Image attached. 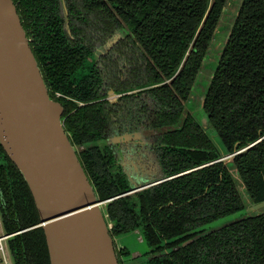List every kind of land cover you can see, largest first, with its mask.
<instances>
[{
  "label": "trees",
  "instance_id": "16d2710c",
  "mask_svg": "<svg viewBox=\"0 0 264 264\" xmlns=\"http://www.w3.org/2000/svg\"><path fill=\"white\" fill-rule=\"evenodd\" d=\"M114 1L117 7H110L101 0L98 4L96 0H85L86 3L82 0L87 9L99 11L104 17L109 16L118 22L116 27L124 26L126 31L132 33L137 47L150 63L149 86H154L150 92L159 105L157 116L160 124L169 126L177 124L228 0ZM75 7L74 12L80 13ZM17 9L21 14L24 28L30 26L34 19L39 22L36 24L38 28L47 27L38 16L39 12L32 11L31 0H20ZM47 13L44 12L42 16ZM58 25L57 23V35L60 30ZM44 34L42 32L38 34V37L45 41L42 40L43 50L37 46V53L50 56L49 60L59 59L62 48L56 45L48 48L50 45H45L52 41L50 39L57 38L49 37L45 32ZM74 67L68 68L57 61V69L62 75L61 81L68 78ZM51 68L46 66L49 72ZM161 83L163 84L156 87ZM61 84L63 83H55L52 88L57 89ZM66 96L79 102H88L79 106L70 100L60 101L65 109L64 115L68 114L64 120V129L70 135L71 142L77 146L95 143L104 118L99 105L89 103L93 97L85 95L77 97L75 92L73 94L68 92ZM202 109L207 116L208 127L216 131L228 154L244 149L263 137L235 155L230 162L249 199L254 203L263 202L264 0H242L205 92ZM162 137L169 145L178 146L165 155L172 163L169 164L170 171L187 172L196 165L194 159L197 160L199 167L222 157L203 127L190 115L179 129L168 131ZM97 147L95 145L78 153L79 159L83 155H89L88 164L95 172V166L106 157L104 150L98 151ZM100 170L102 167L98 171ZM220 174H223L221 182L223 190L213 198L220 203L227 202L230 208L223 212L226 213L225 216L220 217L223 213H216L212 217L213 221H201L205 222L203 223L205 225L241 210L244 205L240 194L230 174L222 167V162L184 174L199 176L201 180L212 182L219 181ZM196 181L198 180H192ZM173 182L176 181L167 183L169 190H172L170 187L174 188ZM91 183L100 199L116 197L107 206L108 220L112 227L116 226L112 214L114 210H119V207L126 208L123 201L119 202L118 196L127 190L115 195L109 189L100 186L97 180ZM190 185L191 183H187L186 188ZM24 187L25 191L21 194V187L12 189L4 174L0 178V219L8 233L39 223L31 193L26 185ZM185 223L186 220L181 221L183 227ZM196 232L197 235L191 244L176 254L182 257L186 264L190 261L204 264H239L241 262L239 256L242 254L236 250L239 245L244 244L247 245L244 264H264V212L215 231L206 233L204 229H200ZM226 239H229L231 244H228ZM8 247L15 264H49L45 237L40 227L10 240ZM34 250L38 251L37 255L35 253L31 261L27 260L28 254L31 251L34 253Z\"/></svg>",
  "mask_w": 264,
  "mask_h": 264
},
{
  "label": "flooded vegetation",
  "instance_id": "af4514ba",
  "mask_svg": "<svg viewBox=\"0 0 264 264\" xmlns=\"http://www.w3.org/2000/svg\"><path fill=\"white\" fill-rule=\"evenodd\" d=\"M96 1L98 4L99 0ZM101 1H105L110 7H117L114 0ZM14 3L17 9L20 0ZM74 4L80 13L74 12ZM31 5L32 11L39 12L38 16L47 27L38 28L36 24L39 22L35 19L31 21L30 26L22 27L30 41L49 96L60 104L62 99H66L79 106L88 102H79L68 97L66 96L68 92L71 94L75 92L77 97L82 95L93 97L89 103L98 104L104 117L95 145L98 146V151L104 150L106 157L102 156L104 160L95 166L96 172L93 168L90 169L89 155H83L80 159L91 182L97 180L100 186L109 189L115 195L127 190L118 196L119 202L123 201L126 208L119 207V210L113 211L112 219L116 221V226H111L110 229L118 263L126 264L125 258L130 257V264H186L183 258L176 254L191 244L197 235L196 231L205 226L203 224L205 222L201 221L211 222L216 213L221 214L230 207L227 202L220 203L213 198L223 190L221 186L223 174H220L217 182L184 174L219 161L197 167L198 162L194 159L196 165L189 168L191 170L170 171L169 164L172 163L165 155L178 146L164 142L162 136L168 131L159 132L169 125L160 124L157 116L159 105L150 92L154 86H149L151 82L148 79L150 70L148 59L137 47L131 32L127 30L122 37H119L120 34L116 37L119 31L126 30L124 26L116 27L118 23L116 20L109 16L104 17L99 11L87 9L82 0H31ZM44 12L48 13L42 16ZM18 15L21 20V14ZM57 23L60 37L57 35ZM40 32L57 38L50 39L52 41L45 45H50L48 48L55 45L61 47L62 54L59 59L49 60L50 56L37 53V46L43 50L41 46H44L42 44L45 41L38 37ZM109 38L115 41L106 48ZM58 60L68 68L75 66L68 78L63 81L57 69ZM46 66L52 67L51 72L46 70ZM55 83L63 84L53 89ZM183 109L184 105L177 121L181 120L182 124L189 116L182 117ZM64 111L63 107L62 117L66 120L68 114L65 116ZM218 153L222 156L220 152ZM98 167H102L100 172ZM222 167L230 174L240 194L238 181L230 171L231 169L235 171L232 163L222 162ZM182 171L185 172L180 173ZM3 174L12 189L21 187V194L24 193L26 183L20 171L0 146V178ZM157 179L160 182H156L157 184L152 187L130 192L131 185L137 186ZM193 179L198 181L192 182ZM171 181L176 182H173L174 188L170 187L172 190H169L167 183ZM187 183H191L189 188H186ZM142 191L144 192L140 193ZM240 197L244 205L241 194ZM243 209L244 207L241 210ZM224 214L226 213L220 217L225 216ZM185 220L183 227L181 221ZM131 232L139 234L138 240L149 247L147 252L132 254L120 240H116L117 237ZM226 242L231 244L229 239H226ZM246 247L245 244L239 245L236 250L242 254L239 256L241 259L239 264L245 262ZM37 253V250H34V253L31 251L26 257L27 260L31 261L32 255ZM144 255L147 257L146 262H136ZM188 264L204 262L190 261Z\"/></svg>",
  "mask_w": 264,
  "mask_h": 264
},
{
  "label": "water",
  "instance_id": "95a60500",
  "mask_svg": "<svg viewBox=\"0 0 264 264\" xmlns=\"http://www.w3.org/2000/svg\"><path fill=\"white\" fill-rule=\"evenodd\" d=\"M62 114V105L48 94L14 1L0 0V146L20 171L39 217L37 225L13 233L2 226L1 238L12 264L9 241L37 227L45 237L49 264H119L107 215V206L116 197H98L78 156L95 143L74 145L64 129ZM181 125L182 121L159 132ZM202 127H208L207 116ZM255 143L232 154L226 150L216 161L230 163ZM158 181L131 185L130 192L147 189Z\"/></svg>",
  "mask_w": 264,
  "mask_h": 264
},
{
  "label": "rangeland",
  "instance_id": "374dc122",
  "mask_svg": "<svg viewBox=\"0 0 264 264\" xmlns=\"http://www.w3.org/2000/svg\"><path fill=\"white\" fill-rule=\"evenodd\" d=\"M241 2L242 0H228L225 6V10L221 15L218 26L211 40L210 46L207 50V54L203 60L202 66L195 79L190 96L187 99V101L184 102L182 117H185L186 115H191V117L202 126L203 124H205V119H206L205 113L203 112L202 109L203 98L208 88L210 79L217 66L219 56L222 52L225 41L232 27L233 21L236 17ZM122 36L123 34L120 33L119 37ZM110 38L108 39L109 41L112 40ZM180 123L181 120L176 125L162 128L159 131L166 130L175 126H179ZM204 132L211 139L212 143L214 144L218 152H220L221 154L226 152L225 146L223 145L221 139L219 138L218 134L214 131V129H212L211 127H207L206 129H204ZM230 171L233 177L235 178V180L238 181L237 186L244 201V209L237 213L226 216L224 218H220L210 224L203 226L202 229H204L206 232L218 230L221 227L233 223L235 221L241 220L246 217L255 216L264 212V201L260 203L252 202L247 196L236 171H234L233 169H231ZM1 234H2V225L0 220V235ZM138 237H139L138 233L131 232L117 237L116 240H120V242H122V244L132 254L133 253L143 254L149 250V247L145 243L140 242L138 240ZM2 246L4 248V253L7 259V263L12 264L11 257L8 253V249L5 241H3ZM146 261H147V257L144 255L136 262L144 263ZM125 263L126 264L131 263L130 257L125 258Z\"/></svg>",
  "mask_w": 264,
  "mask_h": 264
},
{
  "label": "crops",
  "instance_id": "0c3cea01",
  "mask_svg": "<svg viewBox=\"0 0 264 264\" xmlns=\"http://www.w3.org/2000/svg\"><path fill=\"white\" fill-rule=\"evenodd\" d=\"M0 236H2V234L0 235ZM3 243V242H2ZM8 264L7 263V259H6V256H5V253H1L0 252V264Z\"/></svg>",
  "mask_w": 264,
  "mask_h": 264
},
{
  "label": "built area",
  "instance_id": "2783aa9c",
  "mask_svg": "<svg viewBox=\"0 0 264 264\" xmlns=\"http://www.w3.org/2000/svg\"><path fill=\"white\" fill-rule=\"evenodd\" d=\"M4 241V238H1V236H0V252L1 253H4V248H3V246H2V242Z\"/></svg>",
  "mask_w": 264,
  "mask_h": 264
}]
</instances>
